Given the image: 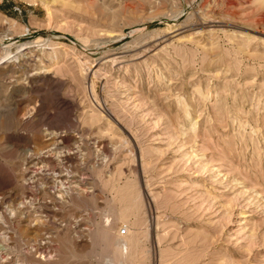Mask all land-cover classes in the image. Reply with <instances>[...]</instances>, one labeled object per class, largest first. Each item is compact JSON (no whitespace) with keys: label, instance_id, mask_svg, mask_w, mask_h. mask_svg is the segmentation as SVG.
Segmentation results:
<instances>
[{"label":"rangeland","instance_id":"rangeland-1","mask_svg":"<svg viewBox=\"0 0 264 264\" xmlns=\"http://www.w3.org/2000/svg\"><path fill=\"white\" fill-rule=\"evenodd\" d=\"M0 60V264H264V0H0Z\"/></svg>","mask_w":264,"mask_h":264},{"label":"bare ground","instance_id":"bare-ground-1","mask_svg":"<svg viewBox=\"0 0 264 264\" xmlns=\"http://www.w3.org/2000/svg\"><path fill=\"white\" fill-rule=\"evenodd\" d=\"M49 17H50V16H49ZM39 40H40V39H39ZM39 40H38V42H39ZM35 42H36V41H35ZM29 45H32V44H29ZM10 55H12V54H10ZM5 56H7V55H5ZM2 59H3V58H2ZM2 59H1V60H2ZM1 60H0V61H1ZM106 62H107V61H104L102 64H104V63H106ZM117 244H118V243H117ZM119 244H120V243H119ZM126 247H127V246H126Z\"/></svg>","mask_w":264,"mask_h":264},{"label":"built area","instance_id":"built-area-1","mask_svg":"<svg viewBox=\"0 0 264 264\" xmlns=\"http://www.w3.org/2000/svg\"><path fill=\"white\" fill-rule=\"evenodd\" d=\"M125 231H126V229H125V228H123V229L121 230V232H122V233H125Z\"/></svg>","mask_w":264,"mask_h":264}]
</instances>
